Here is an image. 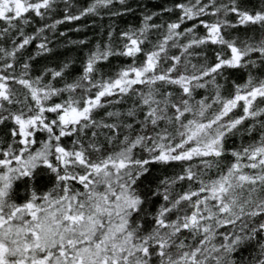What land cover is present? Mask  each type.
Here are the masks:
<instances>
[{
    "label": "snow or ice",
    "instance_id": "obj_1",
    "mask_svg": "<svg viewBox=\"0 0 264 264\" xmlns=\"http://www.w3.org/2000/svg\"><path fill=\"white\" fill-rule=\"evenodd\" d=\"M0 264H264V0H0Z\"/></svg>",
    "mask_w": 264,
    "mask_h": 264
},
{
    "label": "trees",
    "instance_id": "obj_2",
    "mask_svg": "<svg viewBox=\"0 0 264 264\" xmlns=\"http://www.w3.org/2000/svg\"><path fill=\"white\" fill-rule=\"evenodd\" d=\"M156 2H158V0H152V3H156ZM133 7H135V4H133ZM134 17H132V16H126V17H124V20H118V21H116V23L117 24H119V25H121V26H123V24H124V21H129V22H131V21H134ZM108 21H107V18L105 19V21H104V23L106 24ZM90 23V22H89ZM89 36H92L93 35V33L90 31V32H88L87 33Z\"/></svg>",
    "mask_w": 264,
    "mask_h": 264
}]
</instances>
